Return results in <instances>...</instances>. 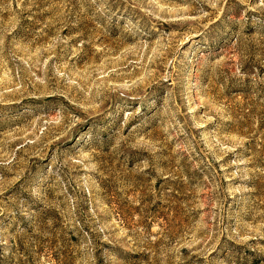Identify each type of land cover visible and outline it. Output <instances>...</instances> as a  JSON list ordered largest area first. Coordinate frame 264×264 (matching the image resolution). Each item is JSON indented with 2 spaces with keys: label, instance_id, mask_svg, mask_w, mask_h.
Instances as JSON below:
<instances>
[{
  "label": "rangeland",
  "instance_id": "1",
  "mask_svg": "<svg viewBox=\"0 0 264 264\" xmlns=\"http://www.w3.org/2000/svg\"><path fill=\"white\" fill-rule=\"evenodd\" d=\"M0 264H264V0H0Z\"/></svg>",
  "mask_w": 264,
  "mask_h": 264
}]
</instances>
